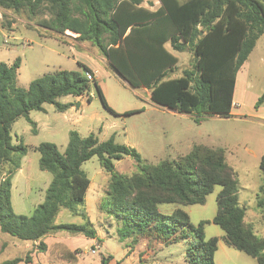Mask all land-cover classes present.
<instances>
[{
    "label": "trees",
    "instance_id": "obj_1",
    "mask_svg": "<svg viewBox=\"0 0 264 264\" xmlns=\"http://www.w3.org/2000/svg\"><path fill=\"white\" fill-rule=\"evenodd\" d=\"M156 8L144 0H0V8L29 16L50 15L41 25L60 35L66 31L75 39L88 41L103 56L110 70L132 88H145L150 100L176 113L188 114L199 123L207 116L231 115L236 73L264 33V0H158ZM149 4V2H147ZM167 44L170 46L167 47ZM191 50L193 59L182 74L172 76L178 56L173 51ZM20 58L11 64L0 62V231L21 241H39L48 233L65 231L96 238V230L85 209L90 179L82 164L96 155L108 173V184L99 209L118 222L117 234L153 239L165 245L186 239L183 264H215L214 253L221 239L226 245L264 264V236L245 221L246 208L239 203L237 173L227 162L223 148L193 143L182 156L146 163L134 147L115 141L114 134L99 140L93 132L81 136L68 132L63 151L53 142L28 147L12 141V124L44 103L65 111L78 102L62 103V96H81L93 83L108 107L96 79L83 71L91 69L78 62L79 70L55 69L17 85ZM92 72V71H91ZM264 99V92L259 101ZM138 110L124 112L133 113ZM32 149L39 153L38 166L50 172L43 200L31 215L17 214L11 203V179L21 159ZM131 157L137 171L116 173L114 162ZM260 167L264 170V156ZM3 173V175H2ZM216 212L211 221L223 231L206 238L204 224L190 223L188 214L176 207L163 213L161 204H203L214 187ZM263 194L262 196L260 194ZM257 205H264V176L258 188ZM65 208L79 215L82 223H56ZM20 258L0 264H17ZM101 256L98 264H108ZM26 254L24 264H30Z\"/></svg>",
    "mask_w": 264,
    "mask_h": 264
},
{
    "label": "rangeland",
    "instance_id": "obj_2",
    "mask_svg": "<svg viewBox=\"0 0 264 264\" xmlns=\"http://www.w3.org/2000/svg\"><path fill=\"white\" fill-rule=\"evenodd\" d=\"M143 4L156 8L159 1L144 0ZM49 17L45 11L29 16L23 10L14 12L0 8V62L11 64L14 59L20 58L18 86L26 88L32 79L58 68L79 70L78 62L81 60L78 56L85 54L86 50L77 45L78 40L72 37L75 34L65 32L60 35L43 27L41 20ZM86 44L93 48L91 43ZM167 47L170 48L168 44ZM173 53L178 56V62L171 75L178 76L190 66L193 53L189 49ZM105 65L106 68L98 70L97 82L108 107L91 83L81 101L63 112L50 103H44L41 111H30L29 117L35 122V130L24 116H20L12 124V141L16 143L22 140L28 147L53 142L63 151L70 130L78 131L81 136L93 132L101 141L114 134L116 142L134 147L146 163L175 159L187 153L193 143L223 148L226 162L237 173L239 203L246 208L245 221L253 225L256 233L264 236V205H257L258 188L264 176V170L260 167L264 156V119L260 116L264 114V99L259 101L264 92V33L236 73L233 100L238 106L232 108L231 115H211L199 123L194 122L188 114L152 105L147 89L132 88L109 70L108 62ZM58 100L62 103L76 102L71 95ZM129 110L138 111L123 114ZM38 158L39 153L29 149L22 162L23 170L11 179V203L17 214H32L34 207L43 200L45 188L51 179L50 172L39 168ZM114 165L116 173L131 174L138 170L137 164L129 156L115 161ZM82 169L91 181L85 209L97 231L94 243L98 244L99 249L92 254L89 251L90 238L60 231L57 240L64 245L52 247L54 243L49 251L38 253L45 249L41 250L34 243L27 244L0 231V262L17 257L21 259L17 264H24L26 254L31 256L30 264H42L40 260L46 264H98L101 256H110L108 264L185 262L186 239L167 245L134 236L121 240L116 231L118 222L99 209L109 173L101 167L96 155L85 161ZM219 190L220 186L216 185L203 204H161L159 209L169 214L179 207L188 214L193 225L201 220L208 221L204 224L206 238L219 236L223 233L222 229L211 221L216 212L215 198ZM55 222L82 223L83 220L79 215L61 208ZM63 246L73 248L72 254L77 255V259H72L65 251L62 253ZM214 263L257 264L254 258L221 240L214 253Z\"/></svg>",
    "mask_w": 264,
    "mask_h": 264
},
{
    "label": "crops",
    "instance_id": "obj_3",
    "mask_svg": "<svg viewBox=\"0 0 264 264\" xmlns=\"http://www.w3.org/2000/svg\"><path fill=\"white\" fill-rule=\"evenodd\" d=\"M66 32H70V31H66ZM70 33H72V32H70ZM72 34H75V33H72ZM76 36H77V34H75ZM263 35V34H262ZM261 35V36H262ZM76 36H72L73 37V39H75V37ZM260 36V37H261ZM259 37V38H260ZM258 38V39H259ZM76 40V39H75ZM77 41V40H76ZM258 41V40H257ZM257 41H256V43H257ZM86 42H88V41H77V45L78 46H80V47H82V48H84V50H86V52H84L85 54H83V55H80V57L78 56V58H80V62L79 63H81V64H84V65H86L87 67H89L90 69H91V71H92V73H93V75H94V79H96V80H98V75H97V73H98V70L101 68V67H104V68H106V60H105V58L103 57V56H101L100 54H99V52H98V50L93 46V48H89L88 46H87V44H86ZM76 45V46H77ZM256 45V44H255ZM77 46V47H78ZM79 48V47H78ZM81 49V48H80ZM82 50V49H81ZM110 70V69H109ZM145 89V88H144ZM81 98H82V95L81 96H75L74 97V99H75V101L76 102H80L81 101ZM233 101H235V100H233ZM236 102V101H235ZM150 103L152 104V105H155V106H158V105H156V104H154L151 100H150ZM159 107V106H158ZM165 109H167V108H165ZM172 111V110H171ZM174 112V111H173ZM232 112V111H231ZM261 116V118H263L264 119V114L263 115H260ZM76 121L78 120V119H75ZM27 155V154H26ZM26 155H24L23 157H22V159H21V164H20V168L18 169V171L15 173V175H17V174H19L22 170H23V164H22V162H23V159L26 157ZM15 175H13V176H15ZM90 185H91V181H90V183H89V187H88V189H87V191H86V195H85V204H86V201H87V193H88V190H89V188H90ZM12 188V187H11ZM60 211V210H59ZM57 216V215H56ZM56 220V219H55ZM89 220H90V218H89ZM91 221V220H90ZM60 231H57V232H52V233H48L47 235H45L44 237H42L41 238V241L42 242H44V244H45V250L44 251H39L38 253H40V252H47V251H49L51 248V245L52 244H54L55 243V245L54 246H52V247H59L60 245L62 246V245H64V243H61V242H58V240H57V233H59ZM70 235H74V234H70ZM96 235H97V231H96ZM222 235V234H221ZM221 235H219L218 237H220ZM90 240H91V244L90 245H92L93 243H94V241H95V238H90ZM221 239H219V241H220ZM219 241H218V243H219ZM222 241V240H221ZM23 242H25V243H34L36 246H37V244H38V242L39 241H33V242H31V241H23ZM61 248H63V250L61 251L62 253H63V251H65L66 252V255H68L69 257H72V259H74V260H76L77 259V255H74V254H72V250H73V248H65V246H63V247H61ZM37 253V254H38ZM36 254V255H37ZM36 255H35V257H36ZM40 263H42V264H46L45 262H42L41 260H40Z\"/></svg>",
    "mask_w": 264,
    "mask_h": 264
},
{
    "label": "built area",
    "instance_id": "obj_4",
    "mask_svg": "<svg viewBox=\"0 0 264 264\" xmlns=\"http://www.w3.org/2000/svg\"><path fill=\"white\" fill-rule=\"evenodd\" d=\"M4 40H6V39H4ZM83 73H84V75L86 76L87 79H89V80H93V79H94V75H93V73H92L91 71H89V70H85V71H83ZM235 106H238V103L235 102V101H233V103H232V108L235 107ZM231 113H232V112H231ZM98 249H99L98 244L93 243V244L90 246L89 251H90V253L94 254V253L96 252V250H98Z\"/></svg>",
    "mask_w": 264,
    "mask_h": 264
}]
</instances>
